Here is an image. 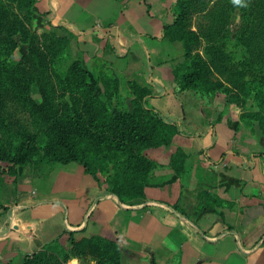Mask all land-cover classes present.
<instances>
[{
    "label": "trees",
    "instance_id": "1",
    "mask_svg": "<svg viewBox=\"0 0 264 264\" xmlns=\"http://www.w3.org/2000/svg\"><path fill=\"white\" fill-rule=\"evenodd\" d=\"M36 2L0 0V128L11 130L10 139H0V176L15 179L18 167L29 162L75 163L96 183V194H112L123 204L145 202L144 186L156 164L142 151L168 146L175 134H202L184 131L177 115H164L148 105V99L164 95L163 91L155 95L150 86H132L133 111L116 113L112 100L119 82L115 77L96 72L95 83L103 88L98 93L84 67L72 59L65 35H37L26 28ZM166 16L171 19L162 21L156 39L179 41L184 51L182 61L170 67L173 93L192 91L213 101L216 92L224 90L242 102L251 98L256 110L240 117L242 125L253 132L256 123L264 133V0H174L166 7ZM196 16L202 21L194 31ZM16 35L27 47L18 60L14 59ZM69 35L77 37L79 32L72 30ZM231 44L244 51L242 61L232 60ZM248 73L251 78L246 80ZM215 75L216 80H210ZM34 85L38 98L32 97ZM24 115L34 122L32 128L23 123ZM176 152L185 156L179 148ZM8 207L0 205L4 210L0 216ZM73 258L122 264L121 246L117 239L76 237L74 231L64 229L25 254L21 264H68ZM147 259L149 264H159L154 255Z\"/></svg>",
    "mask_w": 264,
    "mask_h": 264
},
{
    "label": "crops",
    "instance_id": "2",
    "mask_svg": "<svg viewBox=\"0 0 264 264\" xmlns=\"http://www.w3.org/2000/svg\"><path fill=\"white\" fill-rule=\"evenodd\" d=\"M165 2L167 0H148L149 11L144 10L142 2H137L142 6L138 15L137 10H132L127 4L118 9V3L122 4L124 0H53L51 4L49 2V9L52 11L59 9L61 12L58 23L65 21L71 30L77 32L93 31L95 25H99L105 32H111V35L119 30L116 53L123 56L134 49L136 53L141 52L152 75L148 78V72L145 73L149 86L152 91L153 88H159V91L163 89V96L154 97L160 102L158 104L160 109L154 108L162 113L161 101L172 93L173 101L180 105L178 113L172 114L181 118L180 113L186 111L185 106H190L194 116L198 118V125L195 126L198 130L201 123L205 124L206 118L208 119L210 109L208 103L199 97L189 102L188 95L192 94L190 91L174 94L170 88L171 78L164 79L161 73L165 64L168 63L171 67L184 54L179 41L156 39L160 34L162 21L169 19L166 16V9H159ZM126 13L127 16L124 15ZM142 22L146 25L145 28L142 27ZM167 86L170 89H165ZM165 112L174 111L166 108ZM197 130L188 133L204 134ZM230 131L236 133V128ZM230 131L226 134L231 133ZM218 133L219 130L216 128V141ZM216 141L215 144L213 142L211 151L218 149ZM235 143L236 140L230 141V145L225 142L226 149L219 152L217 161L214 162L213 158L209 157V162L214 163L209 169L216 167L218 169L216 179L212 178L215 179V203H212L210 196L207 202L200 198V195L193 196L194 208L190 217L184 211H180L182 207L178 206L177 197H170L172 201L161 204H152L148 199L140 204V208L126 207L112 194L109 196L104 193L96 194L94 187L72 188L69 196H66L65 192L54 191L38 194L34 187L28 186H32L39 177H18L14 186L9 185L2 176L0 205H5L3 204L5 202L9 207L4 215L0 216V240L6 239L14 232L19 240L26 241L25 251L19 255L21 262L24 254L34 252L46 243L41 229L44 223L43 212L47 213V207H56L64 209V216L58 220V224L61 221L60 225L74 231L75 235H99L117 239L120 246L123 244L122 255L128 250L135 258L142 255L138 249L144 246L159 264H264V153L259 152L256 154L257 157L255 154L249 156V159H252V166L251 164L248 167L243 166V163L239 162L241 155L232 154L227 150V147H232L231 145ZM204 154L209 155L208 152ZM191 161L195 163V160ZM257 169L261 174L263 169V176H254L250 172ZM65 173L84 177V170L80 165L69 163L52 169L51 183L56 184ZM194 173L198 174L195 171ZM184 176L185 174H182V177ZM18 185L23 187L20 193L17 191ZM178 197L185 207L187 197L180 198V195ZM173 202L178 208L172 207ZM100 203L109 206L107 212L112 214L111 224L105 223V216L93 217L96 206ZM125 248L127 250H124ZM148 257L144 260L147 264Z\"/></svg>",
    "mask_w": 264,
    "mask_h": 264
},
{
    "label": "rangeland",
    "instance_id": "3",
    "mask_svg": "<svg viewBox=\"0 0 264 264\" xmlns=\"http://www.w3.org/2000/svg\"><path fill=\"white\" fill-rule=\"evenodd\" d=\"M33 7L31 8L32 17L30 21L25 22V26L30 32L35 33L37 35L41 34H49L55 33L64 37L69 42V48L72 59H76L80 62V64L84 67L88 74L89 82L96 87L98 93H103V88L101 85H96L95 83V74L99 73V70H103L107 74L112 77H115L119 84L117 95L112 100L113 101V110L116 113H120L122 111H133L134 104L133 100L136 96V93L132 86H140V87H149V80L145 79V73L148 72V78L150 77V71L148 70V66L144 62V58H142V54L140 52L136 53V50H132L129 54H123V56L116 53L117 44L119 42L118 36L119 33L112 34L111 32L103 31L99 25H95L93 31L90 32H79L77 37L69 35V31H72L69 25L66 24L65 21L60 23L58 16L60 14L59 9H55V11L49 9V2L53 0H37ZM174 0H167L165 5L160 7L161 10L166 9V7L172 3ZM137 2H142V6L144 10L147 8L148 0H124V3H118V9H122L124 4L128 5L132 10L138 11L142 6L137 4ZM153 2V1H152ZM150 7V6H149ZM158 9V8H157ZM52 13V14H51ZM237 12L233 15V22L237 21ZM127 16V13L124 14ZM141 15V14H140ZM170 17L167 21H170ZM166 21V20H163ZM202 18L196 16L192 22L191 29L194 31L198 30V26L200 25ZM143 23V22H142ZM139 24H137L138 26ZM58 26H62V28H58ZM98 26V27H97ZM142 27H146L143 23ZM143 28V29H144ZM95 31V33H94ZM115 33V32H113ZM15 40L18 42V49L14 56L15 60H18L21 54H26L27 47L26 45L20 44L19 35L15 36ZM232 46V60L234 62L242 61L244 58V51L240 48V46L231 44ZM134 48V47H133ZM195 52V51H194ZM181 59H178L172 65L177 62H181ZM171 65V66H172ZM170 65L167 63L162 67V75L164 79H169L171 77L170 73ZM145 72H144V71ZM97 72V73H96ZM95 76V77H94ZM152 76V75H151ZM217 75L210 78V80H216ZM251 78V74L248 73L245 77L246 80ZM221 81H224L223 77L220 78ZM170 88H174L173 80L171 81ZM166 85V82H165ZM170 89L168 86L165 89ZM163 90V89H162ZM161 90V91H162ZM159 88H153V93L155 95H159ZM170 91V90H168ZM59 93V92H58ZM56 93L54 99L58 101L60 94ZM191 95H188V101L194 100L196 98L204 99L209 106V116L206 118L205 124L202 122L198 130L195 128L197 124L198 118L194 116L192 108L190 106H185V110L183 113H180V117L182 118V129L186 132H193L192 130L201 131L202 136L199 137H183L178 134H175L171 138V142L168 146H160L156 148H147L142 151V154L153 161L156 164V167L150 174V179L146 183L145 187V197L147 201L151 200L152 204L163 203L166 201H172V198L177 197L178 206H181L180 211H184L186 215L192 216V202L193 196L200 195V198L204 199L205 202L208 201V196H210V200L212 203H215V186L214 181L217 176V167L213 169H209V167H213L214 163L209 162V157L213 158L214 162L219 159L220 151H225L226 144L230 145V141L236 140L235 145H231L232 147H227V150H230L232 154H240L241 159L239 162L243 163V166H252V159H249V156L253 154H258L259 152L264 153V133L259 129L258 125L254 123V131L250 132L249 129H246L241 122L240 117L244 113L254 112L256 110L253 101L249 98L246 101L234 99L232 92L227 91H218L215 94V98L213 101L210 98H202L199 94L190 91ZM171 96H167V99L164 98L161 103L163 105L162 113L172 114L178 113L180 105L178 102L173 101L172 93ZM196 94V95H195ZM197 96V97H196ZM32 97L38 98L37 87L34 85L32 89ZM217 100V101H216ZM219 101V102H218ZM219 103V104H218ZM160 102L156 101L154 98L148 99V105L152 107H156L158 109ZM171 109L174 112L166 113L165 109ZM224 110V111H223ZM224 112V113H223ZM23 123L30 126L31 128L34 126V122L28 115L23 116ZM170 119V118H169ZM211 125L210 129H207L206 126ZM29 127V128H30ZM219 130L217 135V141L215 139V129ZM236 128V133H232L231 129ZM231 133H227L229 132ZM11 130L9 129H1L0 128V139H10ZM192 139V140H191ZM218 143V149L211 151L213 145ZM214 142V144H213ZM241 143V145H237V143ZM212 146V147H211ZM236 146V147H233ZM238 146V147H237ZM182 150L184 152V157L182 154L176 152L177 149ZM199 150V151H197ZM204 152H208L209 155L204 154ZM257 157V155L255 156ZM195 160V163H192ZM197 160V162H196ZM188 162V163H187ZM173 165V166H172ZM175 165V166H174ZM193 165L195 167H193ZM198 165V166H196ZM218 165V164H217ZM62 166L61 164H41L34 165L32 163H27L24 166H20L17 169V176L14 178L7 177L6 180L9 182V185H16L18 177L27 178L29 176L39 177L37 178L32 186H28V188L34 187L38 194H43L45 191H54L55 192H65L66 196H69L72 188H86V187H96V183L91 180L90 177L84 174V177H80L74 173H65L56 184H52L51 172L52 169L58 168ZM181 168V172L179 170ZM196 168V169H195ZM206 168V169H205ZM239 170V169H238ZM197 172L198 174L194 173ZM241 172V171H239ZM254 176H263L259 173L260 171L253 170L250 171ZM185 174L182 177V174ZM251 173H248L249 175ZM51 174V175H50ZM181 174V175H180ZM195 175V178H194ZM2 176H0L1 178ZM215 179H212V178ZM88 178V179H86ZM104 177L101 176V183H103ZM23 189L21 185L17 186V191L20 193V190ZM64 189V190H63ZM68 191V192H67ZM258 191V190H256ZM108 194L106 196H109ZM180 198H186V205L181 204ZM172 197V198H170ZM45 198V197H44ZM2 201H0L1 203ZM144 202L130 205L123 204L126 207H141L140 204ZM174 203V202H173ZM3 204H7L3 202ZM172 205V204H171ZM195 206V205H194ZM96 210L93 213V217H103L105 216L106 224H111L113 221L112 214L109 212V206L105 203H100L99 206H96ZM172 207L178 208L177 204H173ZM48 210V211H47ZM4 212L3 209L0 208V213ZM46 212L44 214V223L42 225V233L44 242H48L52 240V237H57L58 234H61L65 229L61 226V221L58 224V220L64 216V209L56 208V207H47ZM234 216V215H233ZM60 219H59V218ZM228 226V225H227ZM83 228V227H82ZM17 235L13 232L6 239L0 240V264H21L19 260V255L21 252L25 251L26 241L23 239L19 240L16 237ZM66 234L63 235V240ZM76 237H82L81 235H75ZM88 237V236H87ZM65 241V240H64ZM43 242V243H44ZM20 245V246H19ZM123 247V244H121ZM124 250H127L126 248ZM142 255H137V257L133 258L128 250L122 255L121 263L122 264H147L144 262L147 256H150L151 252L146 250L144 246H141L139 249ZM19 253V254H18ZM25 255V254H24ZM23 255V256H24ZM23 258V257H22ZM68 264H93V261L89 258L86 261H80L77 258L70 259Z\"/></svg>",
    "mask_w": 264,
    "mask_h": 264
}]
</instances>
